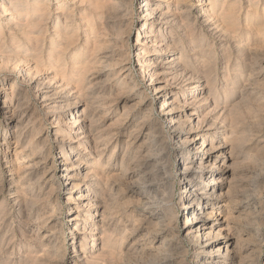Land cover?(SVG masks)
<instances>
[{"label": "bare ground", "instance_id": "obj_1", "mask_svg": "<svg viewBox=\"0 0 264 264\" xmlns=\"http://www.w3.org/2000/svg\"><path fill=\"white\" fill-rule=\"evenodd\" d=\"M128 1L0 0V71L9 70L11 74L18 71L22 74V81L32 84L33 98L41 102L40 109L45 113L51 114L54 109L60 107L59 104L61 106L65 104L64 107L66 106L69 117H64L60 123L52 117V121L55 120V124H59V127L62 126L60 133L69 129V134L66 135L68 136L66 139L58 140L57 137L61 136L62 133H56L55 142L63 143L67 141L70 143L75 140L71 145V147L73 146V149H71L73 152L78 151L82 143L85 142L84 144H86L85 151L81 155L83 156L81 157L82 162L79 161L77 154L76 158L69 159V154L67 155V152L62 153L61 150L58 152V168L54 167V164L49 166V169L59 170L62 180L60 184L64 187L69 186L72 189L69 200L75 201V206H78V208L94 207L95 209L99 207L103 211H101L102 216L99 221L97 219L94 222L79 215V212L75 216H69V221L72 223L69 233L72 235L70 239L72 257L74 258L72 263L77 264L81 259L85 264H97L99 261L112 264L114 260L120 259L123 255L120 241V239L123 241V234H119L121 236L117 242L113 239V231L110 233L109 228H102L100 232H95L98 230L97 223L102 225L106 220L103 215L104 212L109 216L112 215L114 200L103 198L104 194L101 196L102 191H104L101 187L103 186V175L100 176L96 172L97 168H101L100 158L93 157L92 160L95 162L90 166L87 165L88 161L85 159L89 156L92 157L95 154L92 152L96 151L100 144L92 134L94 110L99 111L101 109L100 107H94V104L108 98L107 96H105L106 98H102L101 95L98 96L105 89L104 87L97 89L92 84L96 78L104 76L106 79L114 77L116 83L121 85L125 93H128L131 97L128 99L135 101L131 108H125L119 120L122 122V126L133 124L135 129L130 136L134 133H140L144 143L143 146L137 147L138 140H136L137 137L134 138L132 142L127 143L126 153L140 150L145 146L150 149V147H154V143L158 145V142H162L163 135L168 133L175 142V146L179 147L181 159L184 160L178 170V176L181 181L188 185L184 187L185 190L178 210L181 211L182 215H186V219L181 221L179 225L176 224L175 212H170L169 219L165 215L166 213L164 214V217L168 219L167 224L171 227L174 225L172 229H179V233L175 235L176 232H173L171 238H165L161 241L158 252L164 251L162 253L164 257L160 256L163 259H158L157 264L173 263L171 256L168 255H173L180 249L178 234L183 235V238L188 239L195 245L194 253L191 255L193 264H257L259 252L256 247H260L264 241L263 235L259 232L261 225L259 196L264 188V129H260L261 125L258 124L260 125L259 129L247 136L251 137L249 142L254 141L253 138L262 140V143L255 140L256 144L252 154L248 157L250 164H252L249 173L251 175L248 182L249 188L244 190L242 187L239 189L237 186L240 185L239 182L235 186L236 182L233 179L235 174L231 172L230 178L233 176V180H229L227 190L223 192L225 189H223L222 182L228 171H215L213 170L214 164L218 159L225 163L227 159H232V157L230 155L225 157L226 152L221 149L226 146V135L221 141L222 144L215 145L213 142L212 138L218 131L216 124L219 121L216 123L214 117L212 119L211 117L218 116L215 119H219L220 111L226 110L227 114L225 113L223 117L230 116L231 128V126H234V121H236L234 115L238 103L226 101L222 104L214 99L222 90L216 89L218 73L215 69L218 68L216 59H214L216 57L212 48L213 42H210V38L218 39L222 43H231L232 48L238 51L239 55L235 56V60L241 67L237 70L239 73L241 71L246 72L244 82L249 85L247 93L251 97L254 96L256 104H260L259 107L257 106L258 110L264 112V0H141L139 7L140 28L133 33L135 37L133 56L136 58L134 68L130 65V51L123 50L129 44L127 42L132 36V31L128 27L132 24L133 11L130 1ZM51 7L54 9L53 12ZM243 9L246 17L250 15V19L240 23V15H242L241 11ZM49 21H51L52 33L49 34V39H47ZM79 29H81L84 39L81 47L83 52L79 60L75 57L81 53V48L72 53L73 55L68 58L72 62L67 68L64 63V54L78 41L76 33ZM248 35L253 36V38L245 40ZM20 41L24 43L20 44ZM225 47L220 46L219 48L222 55L221 69L226 68L222 73V79L232 70L230 69L232 64L231 54L228 48ZM6 49L9 50L8 53H4ZM202 59H205V62L201 63ZM24 61L32 63L29 68L27 66L23 68ZM96 64L100 69L95 71L96 74L94 75L96 76H92L95 78L91 80V75L89 78L87 74L94 72V65ZM41 71L51 72L52 80L60 77V80H62L61 90L54 87L52 80H47V76H40V79L35 78L37 73H41ZM69 72L74 76L64 82V77ZM236 74L234 82L226 77V84H222L226 87L225 91H229L227 88L231 89V85L234 83L240 82L241 75ZM137 76L147 79L148 84L143 86L138 81ZM15 84L14 82L11 83V92L9 93H6V88L1 90L4 94L1 102V114L5 119L4 124H12L13 126H11L12 131L8 130L4 133V137L10 131L12 135L14 134V144H17L22 136L25 139L29 138L24 141V146L21 149H15L14 156L16 159L14 162L17 164L15 173H10L13 170L12 167H9L7 171L8 176H15V179L9 180L10 189H15L16 193L17 187L22 186L20 189L23 196L21 197L25 201H22V204L26 203L23 210L25 216L23 224L25 225V232H29L30 228L38 230L44 224L43 214L40 213L41 211L38 210L36 205L40 203L43 196L47 195L44 192V184H41L45 182L44 178L48 170H44L40 175L38 174L40 170L45 169L44 165L48 160V152L46 151L48 150H45V143L47 142L45 139L44 144L37 152V156L40 157L39 160L36 159L38 161L34 160L25 163V165L19 164L25 160H30L27 152L30 151L34 142L28 135L41 121L37 122L35 118L33 120L34 110L31 111L32 104L30 100L26 99L27 97L22 98L19 94L15 96L14 93L12 94ZM69 85H74L73 87L78 93L77 98L66 91ZM116 88L118 89L114 86L109 89L113 91ZM145 90H149L152 99H149ZM205 91H207V94L204 95ZM81 99L83 100L81 103L85 102V106L80 112L77 106H79ZM121 99V101L124 100L123 97ZM108 105L107 107L106 101L101 103L105 113L104 116L107 114L106 109L111 106ZM72 106L74 107L72 108ZM7 110L11 112H7ZM133 111H136L135 116H131L130 112ZM18 112L20 117L17 119L15 114ZM136 116H139L141 120L136 121ZM160 117L164 118L165 126L160 125L158 120ZM253 119L254 122L263 121L264 123V117H260L259 114H254ZM40 127L38 126L36 129L37 136ZM232 131L228 132L232 135ZM223 133L226 134V132ZM233 135L235 136V134ZM100 137L102 138V135ZM241 137H234V141L230 140L232 137L227 138L230 142L238 145L240 141L239 143L237 141ZM233 146L231 145L230 148L232 149ZM153 151H155V148ZM146 153L145 157L150 158L151 151L149 154L148 151ZM196 154L199 156L198 158ZM3 155L6 159V152ZM17 158H21V161L18 162ZM43 161L44 165H41ZM134 161L136 160L134 159ZM132 162L125 164L126 171H129ZM84 166H88L85 169L89 171L83 172L85 170L83 169ZM159 171L164 172L165 168L162 167ZM122 173H125V171ZM163 175H165V172ZM207 175H210V178L204 179L203 177ZM164 178L166 177L163 176L162 181ZM166 183L164 184L167 185ZM99 186L101 187V189L98 188L100 192L92 193L90 189ZM237 187L243 192L238 193L236 191ZM50 189L52 191V188ZM80 190L84 191L80 192ZM143 190V192L136 191V194L148 198L144 193L148 189L144 188ZM149 200V202L144 203V206L154 207L158 204V202H155L157 201L155 198ZM222 203H225V205L222 206ZM196 204L198 207L194 209L193 206ZM18 207L20 208L19 205ZM53 209L55 210V206ZM151 210L143 214L141 222L150 221L160 214L156 209ZM80 221L83 227H80ZM240 222L253 226L254 229L244 231L239 225ZM52 224L56 225V221H53ZM87 224L89 225L88 228ZM244 232L249 236L248 240L242 239ZM80 235L82 239L79 238ZM60 238L62 236L59 235V231L52 230L46 236V241L59 250L64 257L67 248L63 243L60 244V241H65L63 239L59 240ZM176 238L177 243L175 244L174 240ZM230 239L234 242L230 243ZM89 240L91 241V252L88 251L90 257H87L85 256L87 252L84 249ZM78 241L81 242L79 244L80 249L77 246ZM98 241H100L99 248L96 245ZM243 243H250L253 248L251 250L250 248L244 249L242 247ZM232 245L233 248H230ZM244 253H247V256L244 257ZM24 256H26L24 258L26 264H37L38 259H35L36 257L32 255L30 250L26 249V255Z\"/></svg>", "mask_w": 264, "mask_h": 264}, {"label": "rangeland", "instance_id": "obj_2", "mask_svg": "<svg viewBox=\"0 0 264 264\" xmlns=\"http://www.w3.org/2000/svg\"><path fill=\"white\" fill-rule=\"evenodd\" d=\"M123 1H128V0H123ZM129 1H130V5L132 6L131 9L133 11V16H132L133 18H132V24L128 28L130 31H132V36L127 42V44L128 43L129 44L125 46L123 50L125 49V51H128V52L130 51V54H131V59H130L131 64L130 65L132 68H134L136 66L135 65L136 58L135 56H133V45H135V37L133 33L137 29L140 28L139 7H140L141 0H129ZM51 9L53 12L54 10L53 7H51ZM241 14L242 15H240V23H243L245 20L250 19V15L246 17V13L244 9L243 11H241ZM50 22L51 21L48 22V26H47L49 28L46 34L47 39H49V34L52 33ZM80 30L81 29H79V31H77L76 33L78 35V38H77L78 41L75 43V45L72 46L73 48L72 47L69 48L68 51H66L64 54L65 56L64 63L66 64L67 68L68 66H70L72 62L68 58L73 55L72 53L77 52V50L83 46L84 39H83V34L81 33ZM252 38L253 36L248 35L245 40H250ZM210 42L211 43L213 42L212 44L214 47L212 46V48H213V51L215 52V57H216L214 59H216L217 68H218V69H215V71L217 70L216 73H218V77H217L218 79L216 78L217 79L216 89L217 90L220 89L219 91L222 90L218 96L214 97V99H216L218 103H222V104L226 101L227 102L229 101V103H233V102H235V104L238 103L236 105V112L234 115L236 121H234V124H233L234 126H231V128H230V125H231L230 116L225 115L226 117H223L224 114L226 113L225 112L226 110L224 111L221 110L219 113L220 116L224 118V120L220 116H219V119L216 118L217 120L215 119V117H218V116L211 117V119L214 117L213 119L216 121V123L219 121V123H217L218 126L216 124V129L218 131L212 138L213 142L215 143V145H218L219 143L222 144L221 141L226 135V138H225L226 146H224L221 149L225 150L226 152L225 157L226 155H230V157H232V159H227L225 163H222L221 159H218V161H216L214 164L213 170L219 171V172L225 171V170L228 171V174L225 175L223 182H222L223 189H225L223 192L227 190V184L229 180H233V179L236 182L235 186L239 182L240 185L239 184L237 185L239 189L243 187L242 189L245 190L249 188L248 182L250 181L249 179L251 176L249 175V173L251 172V168H252L251 166L252 164H250L248 157L252 154V150L256 144L255 140L261 141L262 143V140L259 138L257 139L253 138L255 140L252 142H249V140L251 141V137H247V136H250L249 133L258 130L260 125L262 126V127L260 126V129L261 128L264 129L263 121L254 122V119H253L254 114L256 115L259 114L260 117H264V112L262 111L260 112L258 110L259 109L258 107L260 106V104L258 105L256 104L254 100V96L251 97L247 93V91H249L247 90L249 89V85L247 84V82L246 83L244 82V77H245L246 72L241 71V73H239L238 70L240 69L241 65L239 63H236L237 61L235 60V56L239 55V53H237L238 51L232 48L231 43H222L218 39H211V38H210ZM214 42L216 43L214 44ZM21 43L23 44L24 42L20 41V44ZM220 46L222 48H224V46H226L225 47L226 49L228 48V50L230 51L229 53L231 54L230 58L232 61L231 68H230L232 70L228 73V75L223 77V79H222V73L225 71L224 69L226 68L223 67V69H221L220 64L222 61V55H221V49H219ZM8 52L9 50L6 49L4 53H8ZM82 52L83 51L81 48V53L77 54L75 59L79 60L81 58ZM202 62H205V59H202L201 63ZM31 64L32 63L29 61L28 62L24 61L23 68H26V66L27 68H29ZM98 69H100L98 64L94 65V70H93L94 72H92L91 74H87V77L90 78V75H91L90 79L92 80L93 78L92 76H96L94 74H96L95 71H98ZM17 72L15 73L12 72L11 74L9 70L0 71V264H24V263L26 264L25 259H24L26 258V256H24L26 255V249L32 252V255L36 257L35 258L36 260L38 259L37 264H73L72 261L74 258L72 257L73 253H72V249L70 245L71 243L70 239L72 235L69 234L71 227H72V223L69 221V216H75L79 212L80 213L79 215L86 217V219L88 218V220H90L91 222L97 221V219L99 221V219L102 216L101 215L102 209L99 207L95 209L94 207L78 208V206H75V201L69 200L71 198L72 189L69 186L64 187L62 184H60L62 180L60 178L59 170L49 169V166L51 164H54V167L58 168V165H59L58 152L61 150H62V153L67 152V155L69 154L68 155L69 159L76 158L75 156L77 154L79 161L82 162L81 157L83 156L81 155H83L82 153L85 151L86 144H84L85 142L82 143L83 146L81 144V146L79 147L80 151L78 150L76 152H73V150H71L73 149V146L71 147V145H73V141L75 140L71 141L69 139L71 141V142L69 141L70 143H68L67 141L63 143L55 142V137H57L55 136L57 135L56 133H60V131L62 130L61 129L62 126L59 127L58 126L59 124L54 123L55 120L56 122L59 121L60 123V121H63L64 117H69L68 110H66L65 108L66 106L64 107L65 104L62 106L59 104L60 106L59 108L61 111L58 110L59 109L58 108V109H54L55 111L53 110L51 114L45 113V111L40 109L41 102L33 98L34 93H33L32 84H30L27 81H22L23 75ZM235 74L241 75L240 82H242L243 85L240 82L238 83L236 82L233 85H231V89L227 88V90L229 89V91H225L226 87L222 86V84L223 85L226 84V81H227L226 77L227 79L229 78L228 80H233L232 82H234ZM40 76L41 77L47 76V80L53 78V76L51 75V72H45V71H41V73H37V76H35V78L40 79L41 78ZM73 76L74 74L72 75V73L69 72L64 77L66 79V80L64 79V82L73 78ZM54 79L56 80L54 81ZM54 79L53 80L51 79L52 85H54V87H57L58 90H61L60 88L62 85V80H60L61 78L56 77ZM137 79L143 86H146L148 84L147 79L145 78L137 76ZM2 80H5V81H2ZM3 82L4 84L6 83V85H4ZM12 82L16 83L12 94L14 93L13 94L14 96L19 94L22 98L27 97L26 99L30 100L32 104L31 111L34 110L33 120L35 118L37 122L41 121L38 125V126H41L39 129L40 132L38 133L39 135L37 136V133H36V129L38 126L33 130L34 132L31 131L30 135H28L31 138V140L34 142L32 143L33 146L31 145L32 147L30 151L27 152V154H29L30 156L29 157L30 160L27 161L24 159L25 160L24 161L22 159L24 162H21L19 164L25 165V163H28V162L30 163L31 161L33 162L34 160L38 161L40 157L37 156L38 155L37 152H39L40 148L44 144L45 139L48 142V143L47 142L45 143V147H46L45 150H48L46 151L48 152V160L46 161L47 163L45 165H44V161L42 162L41 165H44L45 169L40 170V173L38 174L40 175L41 172H43L44 170H48V173L46 177L44 178L45 182L41 184V185L44 184L43 186L44 192L47 193L46 195L47 197L43 196L40 203L36 205L38 207V210L41 211L40 213L43 214V221H44V224L46 225L44 226L43 224L42 226H40L38 230L30 228L29 232L28 231L25 232L26 229L24 227L25 225L23 224L25 222V219H24L25 216L23 214V210L25 209L24 207H26L25 206L26 203L22 204L23 199L21 196H23V194H21L22 190L20 189L22 188V186L17 187L16 193H15V189H10L9 180L15 179V176L10 177L8 176V172H7L9 167H12L13 170L10 173H13V172L15 173V169H16L15 166L17 165L14 162V160L16 159L14 156L15 149L16 150L21 149L22 146H24V141L26 139L27 140L29 139V138L25 139L22 136L19 142L17 144H14L15 142V139H13L14 134L12 135L10 132L12 131L11 128L13 126L12 124H4L5 119L2 117V114H1V107H2L1 102L4 97V94L2 93L1 90L6 88L7 89L5 90L6 93L11 92ZM2 84L3 86H1ZM92 85H94V87L97 89L98 88L101 89L102 87H104L105 89L101 91L98 96L101 95L102 98H106L105 96H107L108 99L107 100L103 99L101 101H98V103L94 104V107L96 108L100 107L101 109L99 111L94 110L95 117L93 118V123H92V129H93L92 134L98 139L100 144H99V148L96 151L92 150L93 151L92 153H95V154L92 157L89 156L85 159L88 161L87 165L90 166L93 164V162H95L94 160H92L94 159L93 157H97V159L100 158L99 163L101 165L100 166L101 168L99 169L97 168L96 172L100 176L103 175L105 177L104 178L102 176L103 186L101 187H103L104 191H102L103 193L101 194V196H103L104 194L103 198L108 199V200L109 199L114 200L112 204V212H111L112 215L109 216L108 214L104 212L103 215L106 218V220L104 221V223H102V225L100 223H97L96 227H98V230H96L95 232L96 233L100 232L102 228L103 229L109 228L108 229L109 232L111 233L113 231L112 232L113 237H114L113 239H115L117 242L121 236L119 234H123L124 236L123 241L121 239L120 241L122 243L121 252L123 254L122 257L124 259L122 257L120 259L117 258L118 260L117 259L114 260L112 264H157L159 260L163 259L161 257H164L163 256L164 254H162L164 251L163 252L160 251L161 253L158 252V246H160L161 241L165 238H169V237L171 238L173 236V232H176L175 235L179 233V229L177 230H173L174 228L172 229L174 225L171 227L170 225L167 224L170 212L176 213V219H177L176 224L180 225L181 221L186 219V215H182L181 211L178 210L179 209L178 206L182 200L183 191L185 190L184 187L188 185L185 182L181 181L178 176V170L182 164V161L184 160L181 159L179 147L175 146V142L173 141V139L170 138V135L168 133L163 135L162 142L157 143L160 148L158 147V145H156V143H154V147L152 148L150 147V149H148V147L145 146L143 148H140V150L139 149L136 150L137 152L132 151L130 153H126L127 143L132 142L134 138L137 137L136 139L138 140L137 141L138 143L136 144L137 147L143 146V143H144L142 141V135L140 133H134L133 135L130 136L131 132L135 129L133 124H129L128 126H125V125L122 126V122H120L119 120L125 108H131V106L135 104L134 103L135 101L132 99H128L131 97L129 96L128 93H127L128 95L125 93V90H123L121 85L116 83L114 77H111L109 79H106V77L104 76L100 78H96V80L93 81ZM73 86L74 85H69V88L66 91H68L70 95H73L74 97L77 98L78 93L74 89ZM114 86L118 87V89L116 88V90H113V91L110 90L111 87H114ZM185 90H186V87H185ZM145 91H146V94L149 96V99H152L151 94H149L150 93L149 90H145ZM108 93H109V97H108ZM23 94L24 95L26 94V95L24 96ZM203 94L204 95L207 94V91H205ZM122 97L124 99L123 101H121ZM81 101L83 100L81 99L79 106H77L80 112L84 108L83 106H85V102L81 103ZM104 101L107 102V107L109 106L108 104L111 105L110 108L106 109L107 114L105 116H104L105 113L103 112V107H101V103H104ZM73 107L74 106H72V108ZM7 112H11V111L7 110ZM130 113H131V116L136 115V111H133ZM154 116L156 117L157 115L155 114ZM15 117L17 119L20 117L19 112L15 114ZM52 117L55 120L52 121ZM162 118L163 117H160L158 118V120L160 122V125L165 126L164 118L163 119ZM139 120H141L140 117L136 116V121H139ZM221 122L223 123L221 124ZM226 128H227V131H226ZM8 130L10 131L7 133L6 137H4V133ZM68 130L69 129H66V131L64 130L63 132H61L62 135L57 137L58 140L59 139L61 140L64 138L66 139L68 137L66 135L69 134ZM230 130L231 131L234 130L232 131V135L228 132ZM223 132H226V134H224ZM233 134H235V136ZM101 135H102V138L100 137ZM230 135L232 138L230 137ZM239 135H241L242 137ZM227 137L229 139L231 138L230 140L232 141H234V137L235 138L241 137L237 141L238 143L240 141V143L236 145L237 143L235 144L234 142H230V140ZM231 145L232 146L234 145L233 146L234 148L232 147L231 149L230 148ZM154 148L156 152L153 151ZM147 151H148V154L151 151V155H150L151 157L148 159L145 157V154H147L146 153ZM4 152H6L7 154L6 159L4 158V155H3ZM33 152H34V155H33ZM196 157L198 158L199 156L196 154ZM17 159H18V162L21 161V158H17ZM134 159L136 161H134ZM12 162L13 164H11ZM127 162H132L131 167H129L130 168L129 171L125 170L126 168L125 164H128ZM88 166H84L83 169L88 168ZM162 167L165 168V171H164L165 175H163L164 174L163 171L162 172L159 171ZM121 170L125 171V173H122L123 171ZM87 171L89 170L85 169L83 172H87ZM231 172L235 174L233 175L234 176L233 179H232L233 176L230 178ZM159 173H162V174L160 175ZM163 176H165L166 178H164V180L162 181ZM209 176L210 175H207L206 177H203V178L209 179L210 178ZM103 178L105 179V181ZM135 180H138V181H135ZM164 183H166L167 185H165ZM101 187L100 186L94 187L90 190H92V193H95V192L98 193L100 192ZM143 187L146 188V190L148 189V191L144 192L148 196V198L140 197L139 195L136 194V191L138 190L143 192L144 191ZM238 187L236 191L238 193L243 192L242 190H239ZM50 188H52V191H50L51 190ZM81 191L83 192L84 190H80V192ZM259 197H260L259 202L261 205V220H262V221L260 220L261 225H260L259 232L264 237V188ZM152 198H155L157 200L155 202H158V204L154 207L150 205L144 206V203L149 202L150 201L149 199H152ZM16 200L19 202H17ZM18 205L20 206V208L18 207ZM224 205L225 203H222V206ZM54 206H55V210L53 209ZM197 207H198L197 204L193 206L194 209H196ZM155 209L160 213L158 216L154 217L150 221L141 222V218L143 217L144 213L150 212V210L153 211ZM94 214L96 216H93ZM164 214L167 216L168 219L164 217ZM46 219L48 220L46 221ZM53 221H56V225L52 224ZM242 223L243 222H240L239 225L244 231L247 229L248 231L254 229L253 226L245 225V223L243 224ZM79 225L80 227H83V224L81 223V221ZM88 227L89 225L87 224V228ZM52 230H58L59 235L62 236V238H60L59 240H62V239L65 240L63 242L60 241V244L63 243L64 246L67 248V253L64 257L62 253L59 252V250L55 249L54 246L49 245L48 242L46 241V236L48 235V233L52 232ZM30 236H31V239H30ZM180 236L181 235L178 234V238H179L178 244L179 246L181 245L180 249H178L175 254L168 255V256H171V260L173 262L171 264H193L191 261V255H193L194 253L193 250H194L195 245L191 243L190 241H188V239L183 238V235L181 237ZM79 238L82 239V236L80 235ZM248 238L249 236L247 235L246 232H244L242 234V239L248 240ZM176 241H177V238L176 240H174L175 244L177 243ZM90 242L91 241L89 240L86 243L85 249H84L87 252V254L85 255L87 257H90V253H88V251L91 252ZM232 242L234 241L230 239V243ZM80 243L81 242L79 241L77 243L78 249H80V246H79ZM99 244H100V241L96 242V245L98 246V248H99ZM242 247H244V249L250 248L251 250V248H253V245L252 244L250 245V243H243ZM230 248H233V245ZM256 249L259 252L258 260L256 263L264 264L263 263L264 262V241L261 243L260 247L257 246ZM53 250H55L56 252ZM243 255L245 257L247 256V253H244ZM99 263L101 262L99 261L97 264ZM77 264H85V263L83 262V260L80 259ZM101 264H108V263L102 262Z\"/></svg>", "mask_w": 264, "mask_h": 264}]
</instances>
